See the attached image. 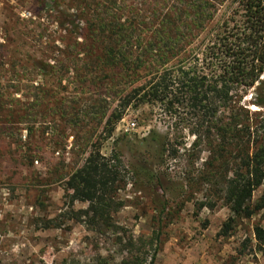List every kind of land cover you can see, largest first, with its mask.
I'll return each mask as SVG.
<instances>
[{"label": "rangeland", "instance_id": "1", "mask_svg": "<svg viewBox=\"0 0 264 264\" xmlns=\"http://www.w3.org/2000/svg\"><path fill=\"white\" fill-rule=\"evenodd\" d=\"M238 2L55 0L47 9L44 0H0V264H119L132 237L156 240L141 252L147 264H264L254 235L264 212L227 238L222 201L194 207L211 199L209 153L192 149L197 113L138 93L180 68L211 80L206 51ZM257 87L234 91L232 109L264 134ZM98 153L124 175L117 234L89 229V205L67 189Z\"/></svg>", "mask_w": 264, "mask_h": 264}, {"label": "trees", "instance_id": "2", "mask_svg": "<svg viewBox=\"0 0 264 264\" xmlns=\"http://www.w3.org/2000/svg\"><path fill=\"white\" fill-rule=\"evenodd\" d=\"M53 2L55 0H44V7L55 9ZM206 61L207 69L213 74L211 80L207 76L200 77L196 71L180 68L178 76L165 72L138 93L144 92L142 102H159L170 112L183 106L197 113V130L192 133L196 134V141L192 149L202 147L209 153L202 178L209 185L211 199L196 202L194 207L197 213L214 210L217 205L213 199L222 201L231 213L222 230L228 238L239 220H251L264 212V134L252 132L253 128L243 124L232 109L234 91H249L258 84L261 85L257 88L264 85L261 82L264 76V0H239L233 19L208 47ZM255 103L264 108V102ZM177 155L173 150V158ZM121 168V163H112L99 153L94 154L67 184L68 191L73 193L72 201L89 205L81 215L88 228L95 232L117 234L121 231L112 217L123 207L116 199L125 184ZM260 189L263 192L256 201L255 194ZM254 235L256 241L264 243L262 227H256ZM130 240L128 256L119 264H147L148 259L142 258L141 252L153 247L156 240L134 237ZM155 259L154 256L150 264H155Z\"/></svg>", "mask_w": 264, "mask_h": 264}, {"label": "built area", "instance_id": "3", "mask_svg": "<svg viewBox=\"0 0 264 264\" xmlns=\"http://www.w3.org/2000/svg\"><path fill=\"white\" fill-rule=\"evenodd\" d=\"M135 127V124H132V128H134Z\"/></svg>", "mask_w": 264, "mask_h": 264}]
</instances>
